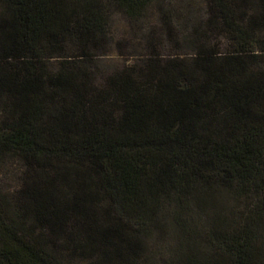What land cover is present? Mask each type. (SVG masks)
Segmentation results:
<instances>
[{
    "label": "trees",
    "instance_id": "16d2710c",
    "mask_svg": "<svg viewBox=\"0 0 264 264\" xmlns=\"http://www.w3.org/2000/svg\"><path fill=\"white\" fill-rule=\"evenodd\" d=\"M150 2L0 0V264H264V0H204L191 54L102 64Z\"/></svg>",
    "mask_w": 264,
    "mask_h": 264
},
{
    "label": "rangeland",
    "instance_id": "374dc122",
    "mask_svg": "<svg viewBox=\"0 0 264 264\" xmlns=\"http://www.w3.org/2000/svg\"><path fill=\"white\" fill-rule=\"evenodd\" d=\"M158 4L163 5L176 18L175 27L170 36L165 35L166 31L163 30L161 15L157 10ZM206 12L204 0H151L143 18L135 21L127 20L116 11L112 15L110 26L114 43L111 48H106L105 55H99L98 60L100 58L104 65H114L117 59H135L139 54L148 53L152 48L163 57L178 53L191 54L196 45L188 43L184 37H187L192 27L203 25L202 21L206 18ZM179 29H182L184 33L182 34ZM212 41L218 42L217 44L222 49L230 46L229 41L222 35L213 38ZM96 54H99V51H96ZM17 171L18 164L14 159H0V186L3 189L13 190L16 187L18 184ZM162 249L163 252L166 251L164 245L162 247V241L157 240L156 254L158 257ZM164 255L167 256L166 253ZM75 264H86V261L79 260Z\"/></svg>",
    "mask_w": 264,
    "mask_h": 264
}]
</instances>
